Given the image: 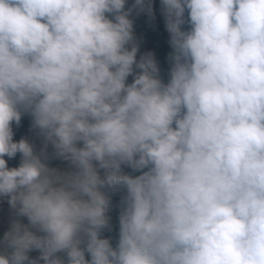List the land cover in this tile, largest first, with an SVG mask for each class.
I'll return each mask as SVG.
<instances>
[{
	"label": "clouds",
	"instance_id": "1",
	"mask_svg": "<svg viewBox=\"0 0 264 264\" xmlns=\"http://www.w3.org/2000/svg\"><path fill=\"white\" fill-rule=\"evenodd\" d=\"M125 2L0 0V198L27 220L0 264H264V0H160L166 83L137 59L130 15L151 0ZM23 113L39 152L13 141Z\"/></svg>",
	"mask_w": 264,
	"mask_h": 264
},
{
	"label": "rangeland",
	"instance_id": "2",
	"mask_svg": "<svg viewBox=\"0 0 264 264\" xmlns=\"http://www.w3.org/2000/svg\"><path fill=\"white\" fill-rule=\"evenodd\" d=\"M133 2L134 0H126L125 9L132 7ZM151 4H152L151 15H148L147 12H137V13L143 14L148 19H150L154 24H156L158 26V33H155V35L153 34L151 36H143L140 35L139 33H136L133 30V36L135 42L138 45L137 59H139V56L141 54L151 52L159 69V77L162 80V82L166 83L170 68L169 56L172 52V48L169 44V34L165 28V21L162 13V6L160 4V0H151ZM135 12L136 10L133 9L132 13ZM186 17H187V13L185 12V18ZM182 27L186 29L187 24H185ZM134 71H138V70L134 69ZM131 80H132V76H129L126 80V83H130ZM12 129H13V141H18L19 139L24 138L33 144L35 151L37 152L40 151L42 147L41 138L36 134L35 130L32 128L31 118L25 115V113L21 115V120L18 126L16 124H12ZM77 146L80 145L78 144ZM4 158L7 162L8 167H16L18 166L20 161V154L17 153L11 159H9L6 156ZM57 159H58V164L55 169H57L58 171L71 172L75 170L74 166H72L68 161H65L58 157ZM121 169L124 173L133 176L140 174L139 172L133 171L127 165H121ZM98 172L101 173L103 172V170L98 169ZM106 215L109 218L108 222L112 221L111 215L108 213V211ZM14 217H16L14 210H12L8 206L6 199L0 198V238L3 237L4 232L9 230L10 224ZM20 222L26 224L25 220H21ZM107 239L109 240V243L112 246L113 239L112 238H107ZM27 255L30 259H36L39 256V250L36 249L30 250L27 253ZM56 255L59 256L61 259H66L64 253H57ZM39 264H43V261L40 260Z\"/></svg>",
	"mask_w": 264,
	"mask_h": 264
},
{
	"label": "trees",
	"instance_id": "3",
	"mask_svg": "<svg viewBox=\"0 0 264 264\" xmlns=\"http://www.w3.org/2000/svg\"><path fill=\"white\" fill-rule=\"evenodd\" d=\"M130 19H132L133 21V30L136 33H139L140 35L143 36H151L153 34L155 35V33H158V26L143 14L137 12L131 13ZM25 115L31 118L29 114L25 113ZM45 155L47 156L46 159L47 165L49 167L55 168L58 164V159L53 155V150L51 148V145H48L47 149L45 150ZM99 174L102 176L103 172ZM108 195L110 199L108 213L111 215L112 221L108 222V226L101 230L100 237L106 239L112 238L113 239L112 246L115 247V244L118 240V230H119L118 217L121 210V200L124 195V191L123 189L116 191L109 190ZM13 219H19L20 221L25 220V222L27 223L25 217H14ZM85 258H88L87 253L85 254Z\"/></svg>",
	"mask_w": 264,
	"mask_h": 264
}]
</instances>
